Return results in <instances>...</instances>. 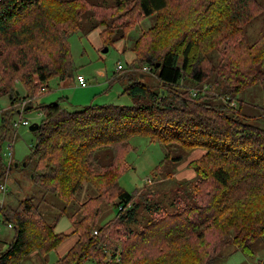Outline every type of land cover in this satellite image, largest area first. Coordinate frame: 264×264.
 Returning <instances> with one entry per match:
<instances>
[{"label": "trees", "instance_id": "obj_1", "mask_svg": "<svg viewBox=\"0 0 264 264\" xmlns=\"http://www.w3.org/2000/svg\"><path fill=\"white\" fill-rule=\"evenodd\" d=\"M262 13L257 0H115L112 6L2 0L0 97H8L9 109L0 116L1 175L2 145L18 110L31 106L51 80L71 75L69 39L83 17L100 30L104 46L125 40L149 17L154 24L132 42L130 74L111 81L125 83L122 95L131 105L68 111L54 102L24 111L39 110L44 117L33 132L34 181L66 204L85 185L95 195L69 215V234L57 233L32 198L2 206L1 224L11 226L14 235L0 264L49 254L71 237L74 244L54 264H214L229 246L251 254L264 237V116H244L233 107L238 95L264 82V33L252 44L244 34V26ZM216 50L220 56L213 66ZM148 74L156 85L145 83ZM17 84L22 96L16 95ZM218 99L223 103H214ZM136 137L168 147L152 171L153 181L171 178L183 160L176 152L202 153L188 163L194 179L175 191L170 210L147 188L130 194L119 185L131 168L125 157ZM104 149L110 152L108 165L96 156ZM105 205L116 216L99 225ZM142 214L144 223L138 222Z\"/></svg>", "mask_w": 264, "mask_h": 264}, {"label": "rangeland", "instance_id": "obj_2", "mask_svg": "<svg viewBox=\"0 0 264 264\" xmlns=\"http://www.w3.org/2000/svg\"><path fill=\"white\" fill-rule=\"evenodd\" d=\"M91 1L108 6H112L115 3V0ZM257 1L264 5V0ZM153 24L154 17H149L140 22L125 40L117 41L111 46H104L99 37L100 30L94 29L92 20L90 21L88 17H83L78 33L69 39L73 61L71 75L62 82L58 79L51 80L48 83V87L44 91H40L37 98L31 101V107L35 108L38 105L59 102L64 109L76 111L89 105H131L132 100L127 95H122L125 83L118 81L111 83V81L114 75H123L126 72L130 74L128 66L134 59V54L131 50L132 42L142 32L150 29ZM262 33H264V13L244 26L245 39L250 44L254 43ZM105 48H107V52H104ZM216 51L211 53L210 59L213 66H217L220 56L219 51ZM118 66H121L122 70L120 72H117ZM100 72L104 74V78L99 75ZM79 75L86 80L85 86L79 85L77 81ZM145 83L153 86L158 82L154 76L148 74ZM185 84L190 87L194 85L189 80H186ZM16 88L22 96L24 94L23 89L19 84H17ZM214 103L218 105L222 104L223 101L218 99ZM8 105V97H0V116L8 112ZM235 105H233L235 106L233 108L238 110L240 107V113L244 116H264V82L238 95L235 99ZM17 109H20V107ZM43 118L39 110H32L17 114L13 121L19 122L24 119L29 122L30 126L32 124H41ZM254 125L260 124L254 123ZM29 126L20 125L16 130L11 128L7 139L3 142L2 160L4 171L2 175L0 174V186L3 185L6 191L4 193L0 192L2 206L15 207L20 201L32 198L38 204L45 221L49 224L55 223V231L57 233L69 234L71 231L69 215L87 197L95 195V191L91 186L85 185L74 196L70 204H66L63 200L52 196L50 193H46L33 179L35 163L30 160V153L35 145L36 135L30 132ZM8 142H11L13 146L10 159L6 157L9 151ZM131 146L133 150L129 151L125 157L131 168L119 179V185L130 194L147 188L155 192L157 200L166 209L170 210V200L174 197L175 191L183 190L184 185L180 187L181 184L194 179V172L185 166V162L193 158L195 152H176L174 156H180L183 160L174 166L171 178L167 181L156 179V181H153L152 171L163 160V157L168 152V147L150 144L147 139L140 137L132 139ZM96 156L101 165L109 164L110 152L108 150H100ZM147 180H151V183L148 184ZM63 209H65V213L62 212ZM115 216L116 211L111 206L105 205L101 209L98 224L102 225L112 220ZM138 222L144 223L143 214L138 215ZM139 226L140 224L133 227L139 228ZM13 235V231L10 228L0 223V253L6 251L8 243L13 239ZM59 257L54 251L50 254L39 255L40 260L45 261L46 264H54ZM38 262L36 258H33L24 260L22 264H38ZM214 264H264V237L252 245V253L248 255L235 251L232 246L225 248L222 256Z\"/></svg>", "mask_w": 264, "mask_h": 264}, {"label": "built area", "instance_id": "obj_3", "mask_svg": "<svg viewBox=\"0 0 264 264\" xmlns=\"http://www.w3.org/2000/svg\"><path fill=\"white\" fill-rule=\"evenodd\" d=\"M2 0H0L1 2ZM146 69V68H145ZM117 70H121V66H118L117 67ZM77 81L79 83L80 86H85L86 85V80L83 78V76H78L77 77ZM45 89L43 87H41L40 91H44ZM22 105H24V103L22 102L21 103ZM19 113L23 112L22 108L20 110H18ZM1 113V112H0ZM12 128L13 129H17L19 128L20 125H23V126H29V122L27 120H24V119H21L19 122L18 121H12ZM7 147H8V153L6 154V157H9V159L11 158V152H12V143L11 142H8L7 143ZM147 183L150 184L151 181L150 180H147ZM6 191L5 187L3 185L0 186V192L1 193H4ZM2 207V200H0V208ZM0 223H1V218H0ZM8 228H11V226H8ZM94 235H96V232L94 231L93 233Z\"/></svg>", "mask_w": 264, "mask_h": 264}, {"label": "crops", "instance_id": "obj_4", "mask_svg": "<svg viewBox=\"0 0 264 264\" xmlns=\"http://www.w3.org/2000/svg\"><path fill=\"white\" fill-rule=\"evenodd\" d=\"M99 75L101 76V77H103L104 76V74L102 73V72H100L99 73ZM79 76H81V75H79ZM104 78V77H103ZM24 112V111H23ZM1 114V113H0ZM13 121V120H12ZM11 124H12V122H11ZM13 129V128H12ZM202 153L201 152H199V151H196L195 152V156L193 157V158H191V159H188L186 162H185V166L187 167V168H189L188 167V163L189 162H191L192 160H194V159H197L198 157H200V155H201ZM1 157H2V154H1ZM192 172H193V170H192ZM194 174V173H193ZM189 178H191V177H189ZM74 242H75V239L73 238V237H71V238H69L68 240H66L61 246H59L54 252L56 253V255L57 256H60L59 258H61L68 250H69V248L74 244ZM52 253V252H51ZM50 254V253H49ZM39 255L40 254H38V253H33L29 258H27V259H33V258H36L39 262H38V264H46L45 263V261H43V260H40V258H39Z\"/></svg>", "mask_w": 264, "mask_h": 264}, {"label": "water", "instance_id": "obj_5", "mask_svg": "<svg viewBox=\"0 0 264 264\" xmlns=\"http://www.w3.org/2000/svg\"><path fill=\"white\" fill-rule=\"evenodd\" d=\"M104 52H107V48L104 49ZM157 67L159 66L158 64L156 65ZM19 92L16 91V95H18ZM31 109V106L26 107L23 111H28ZM38 129V124H32L29 126L30 132H36ZM17 166V165H16ZM25 166V164H23Z\"/></svg>", "mask_w": 264, "mask_h": 264}]
</instances>
